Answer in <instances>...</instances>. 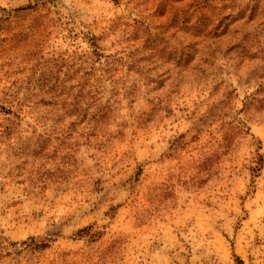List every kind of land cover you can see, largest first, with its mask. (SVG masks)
I'll use <instances>...</instances> for the list:
<instances>
[{"label":"rangeland","instance_id":"374dc122","mask_svg":"<svg viewBox=\"0 0 264 264\" xmlns=\"http://www.w3.org/2000/svg\"><path fill=\"white\" fill-rule=\"evenodd\" d=\"M0 264H264V0H0Z\"/></svg>","mask_w":264,"mask_h":264}]
</instances>
